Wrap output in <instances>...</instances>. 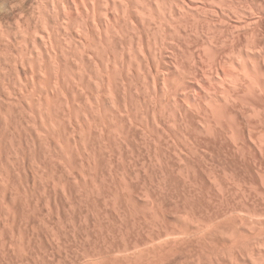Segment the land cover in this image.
Here are the masks:
<instances>
[{"label":"bare ground","instance_id":"1","mask_svg":"<svg viewBox=\"0 0 264 264\" xmlns=\"http://www.w3.org/2000/svg\"><path fill=\"white\" fill-rule=\"evenodd\" d=\"M196 151H264V0H0V202L63 193L69 264H264V176L234 185ZM169 171L239 202L169 213Z\"/></svg>","mask_w":264,"mask_h":264},{"label":"rangeland","instance_id":"2","mask_svg":"<svg viewBox=\"0 0 264 264\" xmlns=\"http://www.w3.org/2000/svg\"><path fill=\"white\" fill-rule=\"evenodd\" d=\"M142 152H144V154H146L145 156H144V154L142 153ZM169 152H171V151H169ZM205 152H209L208 154L207 153H205ZM196 151V153H198V154H196L197 156H202V157H200L201 158V160L203 161H201L200 160V158L198 157V160H200V161H198L197 163H198V165H199V168H200V170L202 169L203 171H206L207 169H206V167L204 166V158L206 159V161H207V163H205V165L206 166H209V164H210V166L212 165L215 169H217L216 171H217V173H219V174H221L222 173V169L224 168V169H226V172H227V174H228V178L230 177V181H231V183L233 182V180L231 179V176L233 177V175H234V177L235 176H238L240 179H242V184H245V188H247L248 186H250V185H252V184H255L256 183V185H253L254 187H257L259 190H263V188L261 187V181H260V175L262 176H264V174H261V173H264V151H252L253 153H251V151H243L244 152V154H243V152L242 151H213V152H210V151ZM234 154H233V153ZM238 152L241 154V156L238 158V156L240 155H238ZM250 152V154H248ZM263 152V153H262ZM211 153V154H210ZM214 153V155H212ZM224 153V154H223ZM226 153V154H225ZM232 153V154H231ZM258 153H260V154H262V155H258ZM202 154V155H201ZM216 154V155H215ZM229 154H231V155H229ZM243 154V155H242ZM255 154V155H254ZM136 155L137 156H134V158L132 159V158H129V160H132V162L134 161V159H136V161H143L144 160V158L146 159V157H147V153H146V151H136ZM138 155L140 156V157H138ZM210 155V156H209ZM224 155V158H226L225 160H224V158L222 157ZM236 157H235V156ZM247 155H250V156H247ZM253 155V156H252ZM226 156V157H225ZM251 156H252V159H251ZM261 156V157H260ZM217 157V158H216ZM219 157H220V159H219ZM221 157H222V159H221ZM259 157H260V159H259ZM138 158V159H137ZM142 158V160H140ZM203 158V159H202ZM208 158H212V161L210 160V159H208ZM241 158V159H240ZM242 158H243V160H242ZM249 158V159H248ZM213 159H214V161H213ZM240 159V160H239ZM248 159V160H247ZM255 159V160H254ZM224 160V161H223ZM235 160V161H234ZM247 160V161H246ZM221 161V162H220ZM252 161V162H251ZM255 161H256V163H255ZM131 162V161H130ZM131 162V163H132ZM211 162V163H210ZM213 162V163H212ZM209 163V164H208ZM214 163H215V166H214ZM240 163V164H239ZM219 164H223L222 165V167H221V165H219ZM257 164H259V165H257ZM219 165V166H218ZM236 165V166H235ZM239 165V166H238ZM230 166V167H229ZM229 167V168H228ZM262 167V168H261ZM68 168V167H67ZM208 168V167H207ZM222 168V169H221ZM69 169V168H68ZM254 169V170H253ZM219 171V172H218ZM230 171V172H229ZM235 171V172H234ZM229 172V173H228ZM257 172H258V174H260L259 176L257 175ZM259 172H261V173H259ZM169 173H170V171H169ZM249 173V174H248ZM229 174H232L231 176H229ZM174 176V177H172V176ZM222 175V174H221ZM243 177H242V176ZM167 176H169V178L167 177L166 178V180L167 179H169L171 182H172V184L169 182V180H167L166 182H167V184L166 183H164V185H162L161 187H162V191H163V188H164V199H163V201H164V205H165V207H166V211L167 212H169V213H176L175 211H177V213L178 212H181L182 211V209H181V207L182 206H184L183 208L185 209H188V210H192V211H194V212H198V213H202V214H204V212L205 211H203V210H207L208 211V213H207V211L205 212V214H212L213 212H215V208H216V210L217 211H219L220 209H222V207L223 206H226L225 204H228V205H231V202H233L232 204H234V203H237V202H239V199L237 198V195L236 194H227L228 196H224L223 198H221V196H219V197H217V199L215 198L216 196L215 195H213L212 193L214 192L213 190H210V189H212L215 185L214 184H212L211 183V186H210V184H208L207 182H209V181H207V179H206V177L205 176H203L204 178H202V179H200L199 180V178L196 180V182H192L193 183V185H191L192 183L190 182V183H188V182H185L184 184H186V183H188V186H187V184H186V186L185 185H183L182 183H183V180H181L180 178H178L177 176H175V174H173L172 172L170 173V174H167ZM262 176V177H263ZM176 177V178H175ZM233 177V178H234ZM249 177V178H248ZM257 177H259V179L257 178ZM245 178V179H244ZM257 178V179H256ZM175 179V181H172V180H174ZM177 179H179V180H177ZM235 179V178H234ZM181 180V181H180ZM178 181V182H177ZM179 181H180V183H179ZM207 181V182H206ZM225 181V180H224ZM230 181L229 180H227L226 182H228L226 185H228L227 187H228V191H233V189H234V191H235V189L237 188L236 186H234L236 183H235V181H234V183H232V184H234V185H232L231 186V183H230ZM245 181V182H244ZM252 181V182H251ZM260 181V182H259ZM174 182V183H173ZM205 182V183H204ZM198 183H200V186L199 185H196V184H198ZM210 183V182H209ZM249 183H251V184H249ZM171 184V185H170ZM177 184V185H176ZM181 184V185H180ZM190 184V185H189ZM197 186H195V185ZM207 186H206V185ZM261 184V185H260ZM166 185V186H165ZM169 185V186H168ZM178 188V186H179V188L177 189L175 186ZM208 185H209V187H210V189L208 188ZM167 186L169 187V188H167ZM173 186V187H172ZM184 186V192L182 191V189L180 188V187H183ZM193 188L192 189V191H191V188ZM193 186V187H192ZM195 186V187H194ZM190 189H189V188ZM171 188H175V190H177V191H175L174 192V190L173 189H171ZM204 188V189H203ZM207 188V189H206ZM165 189H168V190H165ZM181 189V190H180ZM187 189H189V190H187ZM230 189V190H229ZM186 190V191H185ZM208 191L209 193H207V192H205V191ZM161 191V192H162ZM173 191V195H172V193L171 192ZM189 192V194H191L190 196H189V194H187L186 192ZM213 191V192H212ZM230 191V192H231ZM264 191V190H263ZM184 194H183V193ZM203 192V193H202ZM168 193H170V194H168ZM176 193V194H175ZM205 193H207V194H205ZM52 195H54L53 193H51ZM59 193H57V195L55 196V200L54 201H56V202H54V201H51V203H48L47 201H46V199L45 200H43V198L39 201V202H37L36 203V201H35V203L33 204V206H32V204L31 205H28V204H26V202H24V201H20V200H17V199H15V201H13V202H15V203H13L17 208H16V211L17 210H19V211H21V212H14V209L13 208H10V207H7V205L9 204V203H7V202H5L7 205H4L5 203L4 202H0V204H2V203H4V204H2V205H4V209H3V206L2 205H0V207H1V211L3 212H0V217L2 218V221H3V217H5V221H1L0 222V230L2 229V227H3V230L0 232V235H2V236H5V237H1L0 238V245L2 246V247H0V264H11V263H13V264H18V263H20V264H36V263H38L39 261H40V264H51V262H52V264H56V263H54V262H58L59 263V261H60V264H69L68 262H70L69 260H67L66 258H64V254L67 252V250H65V248H67V246L69 247V248H71V250L69 249V257H70V259L72 260L73 259V256H74V254L71 252V251H73L74 249H75V245H74V241L72 240V242H71V245H70V242H67L66 240H67V231H65V229L67 230V218H66V220H62V219H60L61 218V213H62V215H63V213H64V215L67 217V213H68V215H71V212H70V210L71 209H67V207L69 206V204L67 203V206H65V208H64V210L62 209H60V215H57V204H59V198H62V199H65L66 200V196L63 194V193H60L61 195H58ZM141 194H143L142 193V190L139 192V195H141ZM179 194V195H178ZM204 194V195H203ZM173 197H172V196ZM175 195V196H174ZM208 195V196H207ZM213 197H212V196ZM230 195V196H229ZM231 195L233 196V198L234 199H232V197H231ZM165 196H166V198H165ZM172 197L171 199L170 198H168V197ZM186 196H187V199H186ZM202 196V197H201ZM209 196H210V200L212 201L211 203L209 202L210 200H209ZM140 197H143V195H141ZM175 197V198H174ZM176 197L177 198H179V199H176ZM181 197V198H180ZM36 198V195H34V199ZM174 198V199H173ZM235 198L237 199V200H235ZM258 198V199H257ZM182 199H184V200H182ZM220 199H222V200H220L221 202H219V200ZM225 199L227 200V201H225ZM231 199V200H230ZM256 199H257V201L258 202H260L261 200H260V197H256ZM256 199H254V200H256ZM169 200V201H168ZM181 200L184 202H188V203H185V205H184V203L183 202H181ZM189 200V201H188ZM204 200V201H203ZM206 200V201H205ZM207 200H208V202H207ZM218 202H217V201ZM229 200V201H228ZM233 200H235V201H233ZM44 201V202H43ZM45 201H46V205H45ZM167 201H168V203H167ZM174 201H177V203L176 202H174ZM214 201H216V203L214 202ZM226 203H225V202ZM256 201V202H257ZM67 202H68V200H67ZM181 202V203H180ZM200 202V203H199ZM214 202V203H213ZM24 203V205H22ZM48 203V204H47ZM54 203V204H53ZM56 203V204H55ZM218 203V204H217ZM223 203V204H222ZM225 203V204H224ZM20 204V205H19ZM39 204H41V205H39ZM50 204V205H49ZM177 204H179V205H177ZM187 204V205H186ZM202 204V205H201ZM211 204V205H210ZM212 204L214 205V206H212ZM217 206H216V205ZM262 205L261 206H263L264 207V202L263 203H261ZM27 205V206H26ZM37 205V206H36ZM47 206V208L45 207V206ZM57 205V206H56ZM182 205V206H181ZM220 205V206H219ZM222 205V206H221ZM8 206H10V204L8 205ZM23 206H25V207H23ZM29 206V207H28ZM32 206V207H31ZM36 206V207H35ZM49 206H50V208H49ZM180 206V207H179ZM187 206V207H186ZM198 206V207H197ZM212 206V207H211ZM8 208V210L7 209H5V208ZM19 207V208H18ZM20 207H22V208H20ZM39 207H43V208H39V210H38V208ZM88 207H89V205H88ZM175 207V208H174ZM197 207V208H196ZM209 207H210V209H209ZM218 207H219V209H218ZM25 208V209H24ZM36 208V209H35ZM45 208V209H44ZM49 208V209H48ZM199 208H201L200 210H199ZM203 208V209H202ZM205 208V209H204ZM208 208V209H207ZM212 208H213V210H212ZM11 209H12V211H11ZM34 209V210H33ZM48 211H47V210ZM53 209V210H52ZM56 209V210H55ZM175 209V210H174ZM179 209V210H178ZM198 209V210H197ZM4 210H6V213H8L9 214V216H7V215H5L6 213H5V211ZM29 210V211H28ZM51 210V211H50ZM26 211V212H25ZM37 211V212H36ZM52 211H53V213H52ZM55 211V212H54ZM63 211V212H62ZM72 211V210H71ZM201 211V212H200ZM212 212V213H209V212ZM216 211V212H217ZM38 212H41V214L40 213H38ZM46 212H49L50 213V215H48V213H46ZM10 213L12 214V213H14V214H16V215H14V214H12V215H14V216H12V215H10ZM20 213H23V214H21L20 215ZM3 214V216H1ZM30 214V216H29V219H28V215ZM34 214V215H33ZM35 214H38L37 216H40V220H39V217H37ZM45 216H44V215ZM51 214H52V217H51ZM59 214V213H58ZM5 215V216H4ZM18 215V216H17ZM25 215H26V217H25ZM48 215V216H47ZM54 215H56V216H54ZM16 216V217H15ZM22 216V217H21ZM32 216V217H31ZM34 216V217H33ZM35 216L37 217V218H35ZM46 216H47V219H46ZM58 216V217H57ZM8 217H9V219L11 220L10 222L12 223V225L10 226V222H9V224H8ZM14 217H15V220H14ZM42 217V218H41ZM57 217V218H56ZM60 217V218H59ZM17 218V219H16ZM20 218V219H19ZM31 218V219H30ZM44 218V219H43ZM49 218V219H48ZM22 219H23V221L25 222V224H24V222L22 221ZM28 219V223L26 222V220ZM34 219H35V221H34ZM42 219V220H41ZM46 219V220H45ZM8 220V221H7ZM14 220V222H12ZM45 220V221H44ZM49 220H51V221H49ZM53 220V221H52ZM55 220H58V221H55ZM65 221L64 222V224H62L63 222H60V221ZM7 221V222H6ZM39 221V222H38ZM40 221H43L44 223H46V224H44V223H40ZM4 222H6V223H4ZM36 222V223H35ZM37 222H38V224H37ZM53 222H58V223H56V224H53ZM2 223H4L5 225H3L2 226ZM20 223H21V225H20ZM23 223V224H22ZM29 223H33V225L31 224V226H30V224ZM48 223H50L51 224V226H50V224H48ZM17 224H19L18 226L19 227H17ZM29 224V225H28ZM44 226L43 228H45V229H47L46 231H45V229L44 230H42L43 228H42V225ZM66 224V225H65ZM8 225L13 229V231H12V229L9 227L8 228ZM14 225V226H13ZM26 225H27V227H26ZM36 225H38V226H36ZM40 225V226H39ZM47 225V226H46ZM52 225H54V226H52ZM64 225V226H63ZM4 226H5V229H4ZM13 226V227H12ZM21 226V227H20ZM24 226V228H25V230H24V228H22ZM30 226V228H32L31 230H30V228H28ZM49 226L50 227H52L53 228V230H52V228L50 229L49 228ZM58 228H61L62 229V233H63V237H62V235H61V238H59L60 237V235H59V239H57V237L55 238V233H56V228L57 227ZM16 227V228H15ZM38 228L39 227V229H35V228ZM8 228V229H7ZM34 228V229H33ZM40 228H42L41 230H40ZM55 228V229H54ZM11 229V230H10ZM15 229H16V231H15ZM18 229V230H17ZM21 229V230H20ZM23 229V230H22ZM49 229V230H48ZM8 230V231H7ZM55 230V232H54V234H53V232L52 231H54ZM5 231H6V233H5ZM11 231H12V234H11ZM26 231H29L31 234H32V236L30 235V233L28 232H26ZM32 231V232H31ZM34 231H36V232H34ZM39 231V232H38ZM45 231V232H44ZM51 232V234H50V232ZM64 231H65V233H64ZM9 232V233H8ZM14 232V233H13ZM24 233V236L22 235L23 233ZM26 232V233H25ZM38 232V233H37ZM49 232V233H48ZM20 234V237L18 236L19 234ZM34 233V234H33ZM9 234V235H8ZM18 234V235H17ZM47 234V235H46ZM7 235H8V237H7ZM14 235V236H13ZM27 235V236H26ZM34 235V236H33ZM36 235H37V238H36ZM44 235H46L45 237H44ZM48 235H51V236H48ZM54 235V236H53ZM64 235L66 236V238L64 237ZM12 236L15 238V237H17L16 239H14V238H12ZM28 236H30L31 238H30V240H29V237ZM53 236V238H52V241H51V237ZM57 236H58V234H57ZM9 237H10V239H9ZM19 237V238H18ZM28 237V238H27ZM40 237V238H39ZM48 237H50V238H48ZM4 238V239H3ZM12 238V239H11ZM22 238V239H21ZM23 238H25V239H23ZM33 238V239H32ZM6 239V240H5ZM13 239L16 241H14V242H11V241H13ZM20 239V240H19ZM36 239V240H35ZM48 239V240H47ZM58 241V242H55L56 240ZM63 239V240H62ZM65 239V240H64ZM9 240V241H8ZM11 240V241H10ZM18 240V241H17ZM28 240V241H27ZM41 240H43V241H41ZM47 240V241H46ZM53 240H54V243H53ZM59 240H60V242H59ZM1 241H5L6 242V244H5V242L3 243V242H1ZM8 241V242H7ZM24 241V242H23ZM34 241V242H33ZM38 242V245H35V244H37V242ZM62 241H64V243L66 242V244L64 245V243L62 242ZM11 242V243H10ZM20 242V243H19ZM29 242H31L30 244H29ZM32 242H33V245H32ZM36 242V243H35ZM46 244H45V243ZM8 243H10V245L8 244ZM13 243V244H12ZM15 243H19V244H15ZM22 243L23 244H25V246H22ZM28 243V244H27ZM42 243V244H41ZM55 243L57 244V245H55ZM59 243V244H58ZM60 243H61V245H60ZM69 243V244H68ZM7 244L9 245V247L7 246ZM12 244V245H11ZM39 244L41 245V246H39ZM54 246H53V245ZM73 244V245H72ZM7 247H5V246ZM18 245H20V246H22L21 248L20 247H18ZM28 245V246H27ZM30 245V246H29ZM31 245L34 247H32V248H30L31 247ZM64 245V247H62V251H60V247L61 246H63ZM13 246V247H12ZM14 246H16V247H14ZM39 248H38V247ZM43 246V247H42ZM52 246V247H51ZM59 246V249L58 248H56V247H58ZM4 247H5V249H4ZM10 247H12V249L10 248ZM45 247H47V248H45ZM55 247V250L53 249ZM1 248H2V250H1ZM10 248V249H9ZM18 249V248H20L19 250H15L17 253H18V255H20V257H22V258H20V257H17L18 255H17V253L13 250V249ZM23 248V249H22ZM27 250H25V249ZM35 248H37L38 250H42V252L41 251H38V250H36ZM44 248V249H43ZM51 248H52V250H53V252L55 251V253L56 254H58V252H60L59 253V255H57L56 256V254L55 253H53L52 251V255L50 254V253H48V256H50V259L48 258V256H47V254H44V252H48V251H50L51 250ZM63 248H64V250L66 251V252H63L64 250H63ZM73 248V249H72ZM35 249V250H34ZM57 249V250H56ZM9 250V251H8ZM11 250H13V252L11 251ZM29 250H30V252H29ZM45 250V251H44ZM76 250H77V248H76ZM10 251L12 252V253H10ZM22 251V252H21ZM23 251H24V253H23ZM6 252V253H5ZM7 252H8V255H7ZM20 252H21V254H20ZM27 252V253H26ZM36 252V254H34ZM4 253V254H3ZM39 253H40V255H39ZM63 253V254H62ZM26 254H28L29 256L27 257V255ZM60 254L63 256V258H62V256H61V258H62V260H60L61 258L59 257L60 256ZM72 254H73V256H72ZM10 255V256H9ZM22 255V256H21ZM33 255H38L39 257V260H37V256H33ZM41 255L44 257V259L41 257ZM54 255V256H53ZM65 255H67V258H69L68 257V254H65ZM7 256H8V258H7ZM33 256V257H32ZM52 256H53V258L56 260V257L58 258L56 261L55 260H53V258H52ZM4 257V258H3ZM12 257V260H10V258ZM24 257V258H23ZM32 257V258H31ZM66 257V256H65ZM5 260H3V259ZM20 258V259H19ZM27 260H26V259ZM41 258V259H40ZM47 258H48V260H47ZM60 258V259H59ZM16 259V260H15ZM19 259V260H18ZM22 259V260H21ZM27 261V262H25V260ZM31 259H32V261H31ZM36 259V260H35ZM43 259V263L41 262V260ZM4 262H3V261ZM8 262H7V261ZM48 262H47V261ZM53 260V261H52ZM13 261V262H12ZM14 261H16V262H14ZM19 261V262H18ZM22 261V262H21ZM34 261V263H32ZM30 262V263H29ZM46 262V263H45ZM62 262H65V263H62ZM57 263V264H58ZM39 264V263H38Z\"/></svg>","mask_w":264,"mask_h":264}]
</instances>
